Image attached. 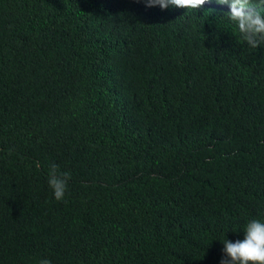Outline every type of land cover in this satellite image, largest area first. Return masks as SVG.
Wrapping results in <instances>:
<instances>
[{
	"label": "trees",
	"instance_id": "16d2710c",
	"mask_svg": "<svg viewBox=\"0 0 264 264\" xmlns=\"http://www.w3.org/2000/svg\"><path fill=\"white\" fill-rule=\"evenodd\" d=\"M229 11L0 0V264H220L264 222V44Z\"/></svg>",
	"mask_w": 264,
	"mask_h": 264
},
{
	"label": "clouds",
	"instance_id": "9594fccd",
	"mask_svg": "<svg viewBox=\"0 0 264 264\" xmlns=\"http://www.w3.org/2000/svg\"><path fill=\"white\" fill-rule=\"evenodd\" d=\"M143 3L146 8L159 7L167 10L169 7L187 9L196 12L206 3L213 0H133ZM264 4V0H259ZM220 5H228L230 11L225 15L238 28L247 44L252 48H259L264 44V15L257 10L254 0H215ZM37 169L40 164L36 163ZM71 179L70 172H61L58 166L52 164L49 168L48 184L57 201H63ZM223 258L220 264H264V222L253 219L248 222L244 230L243 240L235 242L226 239L222 242ZM40 264H51L44 259Z\"/></svg>",
	"mask_w": 264,
	"mask_h": 264
}]
</instances>
